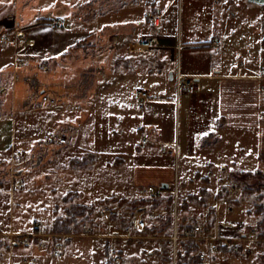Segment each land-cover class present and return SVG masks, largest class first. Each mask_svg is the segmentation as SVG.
<instances>
[{
  "label": "crops",
  "instance_id": "crops-1",
  "mask_svg": "<svg viewBox=\"0 0 264 264\" xmlns=\"http://www.w3.org/2000/svg\"><path fill=\"white\" fill-rule=\"evenodd\" d=\"M172 1L164 7L162 0H0V33H7L9 36L12 33L15 37L14 29L24 27L30 32L31 40V43L21 49L15 43L0 44V181L4 177H13L10 171L19 163L16 146L19 122L23 118L31 120L33 112L29 106L38 101L31 95L32 86L27 79L29 75L40 71L45 77V82H42L43 91L54 100L47 103L56 105V98L53 97L62 93L57 98L59 103L56 106L58 110L54 108L55 113L64 112L68 119L73 114L72 119L75 120H80L78 116H82L83 121L95 123L107 117L113 122L106 125L104 123L106 136L109 135V130L121 131L116 135H109L110 137L125 133L126 127L135 134L137 132L140 139L145 131L150 132L149 145H142L141 140L138 141L135 137L128 148L113 146L107 148L106 153L101 150L97 152L100 153L98 157L102 158L93 163L96 165L88 167L96 173V176L95 173L93 175L97 183L106 185L108 180L116 179L110 169L119 165L133 170L130 178L137 186L159 185L173 180L174 184L177 180L179 185L181 179L177 168L183 169V175L187 179L182 185L193 184L199 178L203 180L200 170L216 168L217 162L220 167H236L239 164V176L264 186V78L260 76L264 65L258 62V54L243 65L239 63V55L240 67L230 66L220 54L201 62L193 61L188 55L184 62V53L189 52L192 47L219 48L223 46V42L214 38L209 44L202 45L192 42L189 37L174 34ZM169 10L171 13L167 16ZM148 11L160 13L158 26L145 17ZM56 16L65 17L67 25L61 28L52 26L49 20ZM225 16L228 21H232L236 13L228 9ZM178 18L179 30L180 7ZM152 36L159 37L161 46L146 52L133 50L134 43L148 40ZM214 41L219 42V45H215ZM131 53L137 55L136 61ZM248 54H252L250 47ZM175 61H178L176 66ZM178 68L194 77L197 83L195 90L179 92L175 79ZM85 73L89 74L88 80L84 78ZM140 83L146 87H136ZM132 86L137 93L130 100L129 89ZM84 89L90 91L83 92ZM139 91L147 93L145 99L138 97ZM180 96H184V100L180 99L179 107ZM173 107L174 121L171 126L168 125V119ZM56 115L54 112L46 116L43 114V118L52 120L51 117L54 116V119ZM178 115L183 144L180 143L179 148L175 149L172 162V151L168 152L163 145L171 143L173 126L175 145ZM169 128H172L171 131ZM95 130L98 131L96 126ZM99 136L102 135L99 133ZM49 144L51 149L54 143ZM115 155L122 157L121 163L116 164ZM192 170H195L194 173ZM121 179L124 180L117 182H125L127 178ZM33 197L34 200L35 195ZM36 201L39 199H35L34 205ZM234 205L231 214L244 213L238 204ZM199 206L198 212L201 213L204 205ZM216 207L217 202L212 213L210 212L211 218L215 219L214 224L209 223V213L197 214L203 216L207 224L206 235L209 236L216 234V216L220 217L228 212L226 207ZM33 210L31 208L30 211L33 213ZM1 211L3 210L0 209V213ZM180 217H184V211L179 214L178 209L179 220ZM19 220L15 211L11 210L10 220L7 218L6 221L7 228L21 226ZM152 226L153 222L149 221L150 228L138 233L140 240L137 243L127 244L122 241L127 247L132 244L143 248L144 253L140 255L144 258H139V264L158 263L156 257L160 254L159 245H162V253L169 250V241L162 239H172L171 236L152 235ZM247 228L252 229L249 232L241 230L242 234L258 236V224ZM254 228L257 233L252 232ZM221 234L228 236L224 228L221 229ZM209 243L211 242L205 243L203 250ZM150 247H156L159 252L151 249L146 251ZM29 250H35L34 254L37 251L34 247ZM228 255L220 247L206 264L242 263L238 254L232 257ZM38 257L39 264H46L44 259L39 255ZM65 260L63 264H67ZM195 260L197 261V254ZM161 262L167 264L168 260L162 257ZM121 263L125 264L126 261Z\"/></svg>",
  "mask_w": 264,
  "mask_h": 264
},
{
  "label": "rangeland",
  "instance_id": "rangeland-1",
  "mask_svg": "<svg viewBox=\"0 0 264 264\" xmlns=\"http://www.w3.org/2000/svg\"><path fill=\"white\" fill-rule=\"evenodd\" d=\"M170 1L162 0V4L166 7ZM172 2L171 10L174 21L172 32L174 34L183 35L185 38L189 37L192 42H199L202 45L209 44L214 38H219L223 42V46L219 48L212 46H204L200 49L194 48L195 46L192 47L189 52L184 53V62H186L188 55L193 61L201 62L220 54L230 66L240 67L238 65L239 55L244 56L245 60L249 61L258 54L260 59L257 61L264 65V58L262 59L264 56V5H255L249 0H173ZM179 7L180 25L178 30ZM228 9H232L236 13L232 21L226 19L225 14ZM171 10L167 12V16H170ZM11 18L12 16L9 19L11 20ZM15 31L16 28L14 34ZM10 36L11 39L14 37L12 33ZM23 47L18 46L19 49ZM249 47L252 54H248ZM131 56L133 58L135 56L136 61L137 55L131 53ZM171 65L174 69V61ZM176 65H178V61H175ZM87 76L89 74L85 73L84 78L86 80H88ZM43 79H45L44 73L40 71L28 76L27 80L32 86L31 95L38 101L29 106L33 112L31 120L23 118L19 122V136L16 142L19 163L15 169L10 171L14 176L9 179L4 177V180L0 181V209L3 210L0 213V264H28L24 263V259H29L33 264H39L38 255L45 260L44 263L46 264H63L65 258H67V261L65 260L67 264H120L123 260L126 261L125 264H139L138 261L143 257L140 253H144L143 248L140 249L138 246H132V244L127 247L129 243H137L140 240L139 235L123 237L110 236L109 234H112L113 230H119L120 234H124L125 226L131 221L138 206L144 200L153 202L155 201L154 198H159L157 201L159 206L164 207L163 209H172V203L169 205L168 199L174 196L173 190L176 186L174 180L170 182L168 188H163L162 184L155 185L159 189L158 197L151 194L142 195L138 190L143 185L137 186L130 178L133 170L127 166L116 165L110 169L115 174L116 179L108 180L106 185L97 183L93 175L95 172L88 168L90 165H96L93 163L102 158L101 156L98 157L100 153L97 152L101 150L106 153L107 148L113 146L128 148L134 142L135 137L138 141L141 139L137 137V132L135 134L127 127L126 132L120 136H109L121 132L119 130L117 132L109 130V135L106 136L107 131H105L104 123L106 125L113 122L107 117V119L101 118V121L97 120L95 123L83 121L82 116H78L80 120H75L72 119L73 114H70L68 119L64 112L55 113L54 108L58 110L56 106L59 103L57 98L62 93L59 96L54 95L53 98H56L57 101L56 105L44 102L42 100L45 94ZM136 87L145 88L146 86L140 83L136 84ZM134 89V86L129 89L130 100L136 96L137 91ZM86 91L90 90H83V92ZM26 92L30 94L29 91ZM48 92L49 90H47ZM180 99L184 100V96L179 97V107ZM25 110L28 111L27 108ZM173 111L174 107L171 114H168V125L171 126L174 121ZM53 112L57 114L54 119V116L51 117L52 120L43 118V114L46 116V114ZM179 115L178 127L176 126V146L174 145V126L171 143L163 145L167 147L168 152L172 151V162H174L175 149L179 148L180 143L183 144V138L180 135ZM99 123L103 125L100 126ZM94 125L98 131L95 130ZM171 129L168 130L171 131ZM32 133L34 135H31ZM49 133L55 134L56 138L64 135L67 141L59 143L55 139L52 141L54 143L52 145L48 139L51 135ZM99 133L102 136H99ZM49 143L52 145L51 149ZM149 144L150 142L147 145ZM94 151L96 153H93ZM119 156L115 155L114 157L116 164L121 163L122 157ZM172 165L174 167V163ZM216 165V168L200 170V174L204 177L203 180L199 178L195 183L186 185H182L183 181L187 182L183 175V169L177 168L176 171L178 174L180 172L181 179V184H177L179 189L178 209L179 214L184 211L185 217L182 223L178 219V223L181 225L178 228L179 233L183 230L185 233L189 224L196 220L197 214L209 213L208 219L211 220L209 223L214 224L215 219L211 218L210 212L212 213L214 210L213 206L219 197L225 194L224 186L230 181H234L240 185L238 200L234 203L238 204L244 213L231 214V212H227L220 215V220H228L234 224L229 228H224V232L235 236L242 231L249 232L252 228L247 227L258 224L260 232L258 230L257 239L246 241L249 246L247 256L238 255L237 257L242 262L241 264H264V188H262L264 186L258 185L254 180H247L242 178L244 176H239L241 175L238 173L241 170L238 167L239 164L236 167H225V165L220 167L219 163L216 162ZM94 170L99 172V169L95 168ZM192 171L194 173L195 170ZM125 177L127 178L125 182H117V180H124L121 178ZM191 193L196 194L200 199L190 201L187 196ZM33 195H35V199H39L35 205ZM108 195L109 197H107ZM73 204L87 205L90 209L81 214L84 210L82 208L73 209L74 206L71 207ZM199 205H204L201 213L198 212ZM106 206H113L117 211V215L111 222H104L101 219V214ZM259 206H261L260 209H258ZM203 207L206 209L203 210ZM31 208L34 209L33 213L30 211ZM11 210L15 211L20 219L19 223L24 227L7 228L6 221L7 218L8 221L10 220ZM213 214L216 216L215 212ZM148 219L157 224L155 225L156 228L151 229L152 235H172L173 217L169 211L164 213L159 223L155 217L149 216ZM84 224L91 228L92 234H86ZM33 230L70 235L67 237L42 235L31 238L29 244H24L18 236L10 235L11 232L26 234ZM63 239H65L63 252L54 254L52 247H55ZM162 240H168L170 247L169 250L164 248L167 251L162 253V245H159L160 254H157L158 263L155 264H166L160 263L162 257L168 260L167 264H199L195 257L201 249L205 248L206 242L200 243L198 240L182 238L177 244L172 239ZM42 241H46L48 245H42ZM122 241L127 242V244L123 245ZM33 247L37 249L35 254V250H29ZM149 249L157 251L156 247L147 248L146 251ZM228 253L230 257L237 255L232 252ZM114 257H118V259L114 260ZM139 258L141 259L139 260ZM119 260L121 261L119 262ZM144 264H149V262Z\"/></svg>",
  "mask_w": 264,
  "mask_h": 264
},
{
  "label": "built area",
  "instance_id": "built-area-1",
  "mask_svg": "<svg viewBox=\"0 0 264 264\" xmlns=\"http://www.w3.org/2000/svg\"><path fill=\"white\" fill-rule=\"evenodd\" d=\"M145 17L150 19L152 24L155 26H158L160 24V13H156L153 11H148L145 13ZM49 23L57 28L64 27L67 25V20L63 16H56L54 18H51L49 20ZM30 32L25 28L17 27L15 31V38L12 40L7 33H0V43L2 44H8V43H15L17 46H24L26 44L31 43V40L29 38ZM215 45H219V42L214 41ZM161 46L160 39L158 36H152L148 40H143L140 42H136L133 44V50L136 52H146L149 51L153 47ZM180 47V45H178ZM245 57L241 56L239 58V63L243 65L245 63ZM262 78H264V68L260 75ZM175 79L178 84L179 92H189L193 91L197 88V83L194 77L188 76L185 73H183L180 68H178ZM147 96V93L145 91H139L138 97L145 99ZM42 100L44 102H54L52 98H50L48 95H44L42 97ZM55 138V135H51L49 140H53ZM151 138V134L149 132H144L142 136V143L148 144ZM60 143H65L67 141L66 137L60 136L59 137ZM225 187V194L220 197L217 201V209L223 207L227 208L228 212L234 211V200L238 193L240 192V185L236 182H230ZM159 192V189L156 188L154 185H147L142 186L139 188V193L142 195L145 194H151V195H157ZM174 193V203L173 208L170 210V212L173 214L174 219V226H173V234L171 236L172 240L177 243L178 240L182 238L187 239H194L201 242H211L208 244L207 248L205 250L201 249L200 252L197 253V261L199 264H206L209 260V258L213 255H215L220 247H223L225 250L232 252L234 254L241 255L243 257L247 256L248 253V245L246 244L247 240H253L257 239V236H247L245 234H242V232H239V235L235 236H227L224 234H221V229L226 227H231L232 222L225 220H220V217L217 216L216 219V234L213 236L206 235V228L207 224L205 223V220L203 216L198 215L196 216L195 222L190 224L185 231V233H179V225H178V207H179V190L178 185L176 183V186L173 190ZM166 211L161 208H154L151 207L147 203L140 204L135 211L133 218L131 221L127 223L125 226L124 234H120L119 230H113L112 234L110 233V236H123V237H134L137 236L139 232L145 231L148 227V217H157L162 216L163 213ZM218 212V211H217ZM117 215V211L113 206H106L101 214V219L104 222H111L113 221V218ZM84 229L86 230V234H92L90 232L91 228L84 224ZM253 233H257L256 228L252 230ZM10 235H15L20 237V240L23 241L24 244H29L31 238L39 237L42 235H48V236H62L67 237V235L70 234H56V233H44L42 230H33L31 233H17V232H11ZM42 245L46 246L48 245L46 241L41 242ZM65 248V239H63L60 243L56 244L55 247H52L53 253H62ZM118 257H114V260H117ZM24 263L33 264L32 261L29 259H24ZM114 263V261H112Z\"/></svg>",
  "mask_w": 264,
  "mask_h": 264
},
{
  "label": "trees",
  "instance_id": "trees-1",
  "mask_svg": "<svg viewBox=\"0 0 264 264\" xmlns=\"http://www.w3.org/2000/svg\"><path fill=\"white\" fill-rule=\"evenodd\" d=\"M200 198H199V196H197V195H195V194H191L190 196H189V200L190 201H196V200H199ZM153 200H155V201H153V202H151V201H149V200H144V202L143 203H148V204H150L151 206H153L154 208H160V206H159V203L157 202V201H159V198H154ZM172 203V206H173V197L172 198H169L168 199V204L170 205ZM74 206V208L73 209H78V208H82L84 211L83 212H81V214H84L85 212H87L90 208L87 206V205H81V206H78V204H73V205H71V207H73ZM158 206V207H157ZM261 208V206H259V208L258 209H260ZM166 210H170V208H165ZM69 215H70V213H69ZM60 217V216H59ZM172 217H173V215H172ZM184 218L185 217H182L181 219H180V221H181V223H182V221L184 220ZM157 221H158V223L160 222V218H155ZM155 225H157L156 223H153V226L151 227V229L152 228H156L157 226H155ZM179 226H181V225H179ZM150 228V227H149ZM184 231V230H183ZM181 232V233H184V232ZM155 235H158V234H155ZM194 241V240H193ZM197 250V249H196ZM223 250L224 251H227V250H225L224 248H223ZM228 252V251H227Z\"/></svg>",
  "mask_w": 264,
  "mask_h": 264
},
{
  "label": "water",
  "instance_id": "water-1",
  "mask_svg": "<svg viewBox=\"0 0 264 264\" xmlns=\"http://www.w3.org/2000/svg\"><path fill=\"white\" fill-rule=\"evenodd\" d=\"M249 1L257 3V4H261V5L264 4V0H249ZM171 77H173L172 73H171ZM162 186H163V188H168L170 186V184L169 183H163Z\"/></svg>",
  "mask_w": 264,
  "mask_h": 264
},
{
  "label": "snow or ice",
  "instance_id": "snow-or-ice-1",
  "mask_svg": "<svg viewBox=\"0 0 264 264\" xmlns=\"http://www.w3.org/2000/svg\"><path fill=\"white\" fill-rule=\"evenodd\" d=\"M57 55H59V53H57Z\"/></svg>",
  "mask_w": 264,
  "mask_h": 264
},
{
  "label": "flooded vegetation",
  "instance_id": "flooded-vegetation-1",
  "mask_svg": "<svg viewBox=\"0 0 264 264\" xmlns=\"http://www.w3.org/2000/svg\"><path fill=\"white\" fill-rule=\"evenodd\" d=\"M253 3V2H252ZM260 5V4H259Z\"/></svg>",
  "mask_w": 264,
  "mask_h": 264
}]
</instances>
